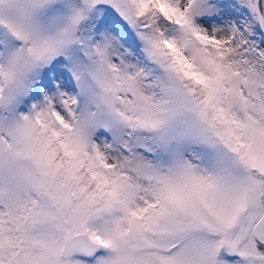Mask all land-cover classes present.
<instances>
[{
	"label": "snow or ice",
	"instance_id": "obj_1",
	"mask_svg": "<svg viewBox=\"0 0 264 264\" xmlns=\"http://www.w3.org/2000/svg\"><path fill=\"white\" fill-rule=\"evenodd\" d=\"M0 264H264V0H0Z\"/></svg>",
	"mask_w": 264,
	"mask_h": 264
}]
</instances>
